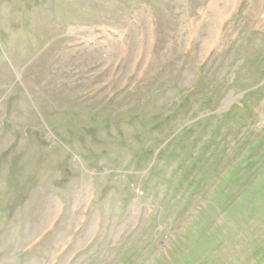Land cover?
<instances>
[{"label": "rangeland", "instance_id": "374dc122", "mask_svg": "<svg viewBox=\"0 0 264 264\" xmlns=\"http://www.w3.org/2000/svg\"><path fill=\"white\" fill-rule=\"evenodd\" d=\"M169 227L264 264V0H0V264H153Z\"/></svg>", "mask_w": 264, "mask_h": 264}, {"label": "clouds", "instance_id": "9594fccd", "mask_svg": "<svg viewBox=\"0 0 264 264\" xmlns=\"http://www.w3.org/2000/svg\"><path fill=\"white\" fill-rule=\"evenodd\" d=\"M198 239L193 229L165 228L155 243L159 256L153 264H235L232 259L224 258L233 250L229 241L225 239L208 247Z\"/></svg>", "mask_w": 264, "mask_h": 264}, {"label": "trees", "instance_id": "16d2710c", "mask_svg": "<svg viewBox=\"0 0 264 264\" xmlns=\"http://www.w3.org/2000/svg\"><path fill=\"white\" fill-rule=\"evenodd\" d=\"M212 118V116H209V117H206V118H204V119H202V120H200L199 121V123L200 124H203V123H205V122H207L209 119H211ZM201 121H202V123H201ZM196 123H198V122H196ZM174 140V139H173ZM172 140V143L174 142ZM205 142H208V143H211L209 140H204ZM171 143V142H170ZM197 143H200V142H198L197 141V139H195L194 140V144H197ZM165 148V147H164ZM163 149V148H162ZM162 149H160L159 151H158V155H157V157L156 158H158L159 157V155H162L163 156V151L164 150H162ZM185 150V152H186V149H184ZM252 150V149H251ZM152 153V152H151ZM143 154V153H142ZM197 155V154H196ZM142 158H143V156H141V154H137V156L135 157V160L136 161H142ZM181 160H182V158H181ZM181 165V162H178V165L177 166H180ZM176 166V165H175ZM176 166V167H177ZM156 167H157V169L154 167V166H152V167H149V169H148V171H147V176L149 177V176H151V174H155V172H157V171H160V169L158 168V166L156 165ZM174 168L173 169V171L171 172L172 173V175L174 176H169V177H167V178H164V180H165V184L164 183H162L161 185L162 186H164L165 185V187H166V190H165V192H166V194H167V196L168 197H173V196H175L176 195V193L177 194H185V192H186V194L188 195V194H190L191 193V191L195 188V187H197V185L195 186V184H192V182H190L191 180H193V177H192V173H197L198 175H199V177H198V179L199 178H201L203 175H210V176H212V175H218V173L217 174H215V171L216 170H214V166H212L211 165V163L209 162V164H208V162L207 161H205V160H202V158L200 157V156H195L194 158H192L191 159V161H190V163L188 164V165H185V166H183L181 169H180V171H179V173H180V175L179 176H181L182 178H178L177 177V174H178V168ZM184 169V170H183ZM183 170V171H182ZM240 169H238V171H239ZM238 171H237V174L234 176H232V178L230 177V181H232L233 183H235V182H237V183H240L239 182V179H240V177H242V175H243V172H242V170H241V173H240V175H238L239 173H238ZM202 173V174H201ZM133 175L134 174H131V175H129V177H133ZM190 176H191V178H190ZM228 176V175H227ZM172 177H173V179H172ZM176 177H177V179H176ZM189 179H190V181H189ZM176 180L179 182V183H181V185H186V188L184 189V191L180 188V187H177L176 188ZM198 181V180H197ZM200 181V180H199ZM142 187L143 188H147L148 186L146 185V183H145V181H143V183H142ZM190 189V190H189ZM187 191H190V193H187ZM189 196V195H188Z\"/></svg>", "mask_w": 264, "mask_h": 264}]
</instances>
